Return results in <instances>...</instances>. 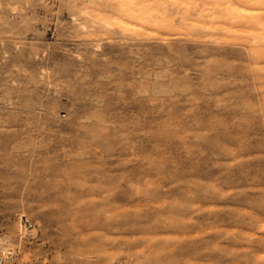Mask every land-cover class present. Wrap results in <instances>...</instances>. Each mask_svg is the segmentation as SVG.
<instances>
[{"label": "rangeland", "instance_id": "374dc122", "mask_svg": "<svg viewBox=\"0 0 264 264\" xmlns=\"http://www.w3.org/2000/svg\"><path fill=\"white\" fill-rule=\"evenodd\" d=\"M122 1L0 0L13 264H264V55L192 30L201 0L99 28Z\"/></svg>", "mask_w": 264, "mask_h": 264}, {"label": "bare ground", "instance_id": "6f19581e", "mask_svg": "<svg viewBox=\"0 0 264 264\" xmlns=\"http://www.w3.org/2000/svg\"><path fill=\"white\" fill-rule=\"evenodd\" d=\"M123 1L125 2L126 0H123ZM172 1H174V0H172ZM201 1H202L201 2L202 4L200 6H203V7H201L202 9L197 8L198 9V11H197L198 13H197V15H195L196 17L194 16L195 18L194 17L191 18L190 17L191 13H189L190 11L188 12V8H187L189 5H187V4L194 5V7H195L196 4H198L197 0H180V2L184 3L185 5H187L186 10L184 9L186 11L185 13L187 15V21H188L186 24L189 27H191V29L194 30V31H197L199 33H205V34H201V35L198 34V37H199V35L200 36H202V35L205 36L206 34H209L211 36V35L217 34L219 31H220L219 33H221V32H225L227 34L229 33L228 35H226V36H229V37H230V35H234L235 36L237 33L238 34H241L242 32L243 33H247V36L249 35L247 38H250V40L252 41V46H253V48L255 50V52H253V51L252 52L255 53V54L257 52V53H260V54L264 55V0H222V1L221 0H207V1L206 0L205 1L201 0ZM124 2L122 4L120 3V6L118 4V7H120V9H118V10H120V12H119L120 14H113L114 16H112V17L115 19L114 22L111 23L108 20V18L105 17V16L104 17L97 16V18L95 16H93L94 18H96L93 21L95 23H99L100 24V26H98L99 28H102L101 25L105 29L110 28V27L112 28L113 25H118L119 27H122V28H134L136 25L138 26V24H136L133 21L129 20L127 17H140V18L144 17L148 21H152V23H154V24H158V25H161V26L163 25L167 29V31H170V28L168 29V27H166V26H168L167 23H170L171 21H173L174 17H169L170 19H165V18L160 17V18H162V20H160V19L157 20V18H156V20L155 19L153 20L152 19L153 12L152 13L147 12L148 9L143 10L144 6H142V7L140 6L141 8H139V9H138V7H133V6H137L135 3L140 2L139 0H137V2L136 1L134 2L133 0L129 1L128 4L130 6H128V7H126V5H125L126 2L125 3ZM151 3H149V4H151ZM168 3H166V4H168ZM174 4L176 5L175 2H174ZM168 7L170 8L171 6H168ZM93 8L98 9L97 6L93 7ZM156 9L158 10V8H155V10ZM191 9H193V8L191 7ZM98 10L101 11V9H98ZM103 11H105V10H103ZM163 13H165V12H163ZM175 14H176V12L173 13V15H175ZM182 14H180V15H182ZM186 15L184 16V18L186 17ZM164 16H167V14L164 15ZM169 16H170V14H169ZM219 17H220V19L221 18L225 19V23H224L223 26L219 25V22H220ZM111 19L112 18H110V20ZM178 23H177V25L175 24L176 27H178ZM89 25H91V24H89ZM81 27H82V25H81ZM85 27H83V28L86 29ZM88 28H90V27H88ZM186 30H188V29H185V31ZM132 31H134V30H132ZM188 31L191 32V30H188ZM142 33H143V31H142ZM219 33H218V35H219V37L222 36V37H220L222 39L224 37L223 35L225 33L224 34L221 33L223 35H221ZM190 34H192V33H190ZM193 34L196 35L197 33H193ZM226 36H225L224 40L226 39ZM211 37L213 38L214 36H211ZM195 38H197V37H195ZM235 38H238V35L235 36ZM205 39H207V37ZM221 39H220V41L223 40V39L222 40ZM250 40H249V42H250ZM20 231H21V234H23V237H24V235H26L28 233V229L22 224L20 225ZM6 238L9 241V238L8 237H6ZM3 243L4 242L0 241V245H4ZM8 246L10 247V248L8 247L9 249L12 248L14 250V248L12 246H10V243H8ZM14 262H15L14 259L13 260L9 259L8 263H5V264H13Z\"/></svg>", "mask_w": 264, "mask_h": 264}, {"label": "built area", "instance_id": "2783aa9c", "mask_svg": "<svg viewBox=\"0 0 264 264\" xmlns=\"http://www.w3.org/2000/svg\"><path fill=\"white\" fill-rule=\"evenodd\" d=\"M6 235H2V233H0V241L4 242V245H0V264H5L8 263V260H15V249L12 250L9 249L10 247L8 246L9 241L6 238ZM9 247V248H8Z\"/></svg>", "mask_w": 264, "mask_h": 264}]
</instances>
